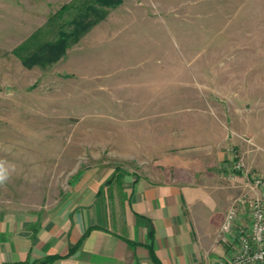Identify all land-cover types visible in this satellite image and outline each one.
I'll return each mask as SVG.
<instances>
[{"label":"rangeland","instance_id":"rangeland-1","mask_svg":"<svg viewBox=\"0 0 264 264\" xmlns=\"http://www.w3.org/2000/svg\"><path fill=\"white\" fill-rule=\"evenodd\" d=\"M77 1L0 0L1 204L54 208L85 171L172 165L222 177L207 185L231 192L226 214L240 198L247 212L264 175V0H96L64 57L26 67L14 50Z\"/></svg>","mask_w":264,"mask_h":264},{"label":"crops","instance_id":"crops-1","mask_svg":"<svg viewBox=\"0 0 264 264\" xmlns=\"http://www.w3.org/2000/svg\"><path fill=\"white\" fill-rule=\"evenodd\" d=\"M173 167L119 177L85 171L54 208L0 202V264H39L48 257H56L49 264H155L150 248L163 264L229 260L238 248L220 228L231 192L207 185L222 184V177H185Z\"/></svg>","mask_w":264,"mask_h":264},{"label":"trees","instance_id":"trees-1","mask_svg":"<svg viewBox=\"0 0 264 264\" xmlns=\"http://www.w3.org/2000/svg\"><path fill=\"white\" fill-rule=\"evenodd\" d=\"M93 1L96 0H78L73 4L64 5L58 12L51 16L44 27L38 29L23 44L16 48L14 50V54L20 58L26 67L49 65L60 60L66 55L67 49L70 46L69 40L73 39L75 41L80 35L78 27L83 26V20L81 18L82 14L94 11L92 5L90 4ZM97 1L100 4L109 7H113L121 3V0ZM66 15L73 16V19L69 22V24L76 26V29L74 28V31L71 33H67L63 30L64 25H66V21H63L64 16ZM60 21L64 24H59ZM56 26L59 27L57 31L54 29ZM150 252L152 260L155 264H163L152 248H150ZM55 259L56 257H48L39 264H49Z\"/></svg>","mask_w":264,"mask_h":264},{"label":"built area","instance_id":"built-area-1","mask_svg":"<svg viewBox=\"0 0 264 264\" xmlns=\"http://www.w3.org/2000/svg\"><path fill=\"white\" fill-rule=\"evenodd\" d=\"M256 196L251 198L247 212L241 206L246 202L243 198L230 207L220 228V234L231 235L238 250L229 260H219L217 264H260L264 263V175L251 178ZM248 217L247 226L242 219Z\"/></svg>","mask_w":264,"mask_h":264}]
</instances>
